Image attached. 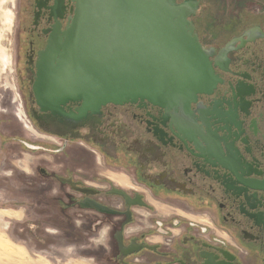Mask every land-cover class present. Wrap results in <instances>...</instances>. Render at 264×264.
<instances>
[{"label": "flooded vegetation", "instance_id": "1", "mask_svg": "<svg viewBox=\"0 0 264 264\" xmlns=\"http://www.w3.org/2000/svg\"><path fill=\"white\" fill-rule=\"evenodd\" d=\"M197 1L189 20L218 81L189 111L69 101L53 114L36 101L38 64L76 0H19V117L44 142L17 140L27 174L38 175L17 179L18 196L56 211L44 214L56 216L52 233L104 240L116 264H264V191L254 189H264V10Z\"/></svg>", "mask_w": 264, "mask_h": 264}, {"label": "water", "instance_id": "2", "mask_svg": "<svg viewBox=\"0 0 264 264\" xmlns=\"http://www.w3.org/2000/svg\"><path fill=\"white\" fill-rule=\"evenodd\" d=\"M197 6V0H76L64 30L41 53L37 104L53 114L69 101H81V110L146 100L189 111L218 81L189 20Z\"/></svg>", "mask_w": 264, "mask_h": 264}, {"label": "rangeland", "instance_id": "3", "mask_svg": "<svg viewBox=\"0 0 264 264\" xmlns=\"http://www.w3.org/2000/svg\"><path fill=\"white\" fill-rule=\"evenodd\" d=\"M246 1L250 4L248 9L264 10V0ZM18 4L19 0H0V173L6 172L0 178L9 185L0 188V264H116L103 256L104 240L75 242L67 239L69 230L64 235L52 233V229L57 230L52 222L56 216L46 218L44 214L55 210L37 206L27 209L24 198L11 193L22 190L19 179L38 180L36 173L27 174L29 158L18 151L17 140L44 142V138L25 127L28 124L25 115L24 120L19 117L21 106L14 72ZM29 155L30 162H37L40 150ZM20 157L17 166L11 169L12 160ZM14 208L20 210L12 217L8 210Z\"/></svg>", "mask_w": 264, "mask_h": 264}, {"label": "crops", "instance_id": "4", "mask_svg": "<svg viewBox=\"0 0 264 264\" xmlns=\"http://www.w3.org/2000/svg\"><path fill=\"white\" fill-rule=\"evenodd\" d=\"M2 174H0V176H1ZM3 184H5L7 187L9 186V185H7L6 183H4L3 182V179L2 178H0V188L2 189L3 188ZM9 192V191H8ZM13 195L15 194V195H21L20 193L18 194V192H15L14 191V193L13 192H11ZM20 210V208H14V209H12V210H8L9 212H11V214H12V217L14 216V214L15 213H17V211H19ZM23 211H24V208H23Z\"/></svg>", "mask_w": 264, "mask_h": 264}, {"label": "bare ground", "instance_id": "5", "mask_svg": "<svg viewBox=\"0 0 264 264\" xmlns=\"http://www.w3.org/2000/svg\"><path fill=\"white\" fill-rule=\"evenodd\" d=\"M22 254V253H21Z\"/></svg>", "mask_w": 264, "mask_h": 264}]
</instances>
